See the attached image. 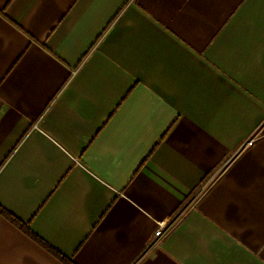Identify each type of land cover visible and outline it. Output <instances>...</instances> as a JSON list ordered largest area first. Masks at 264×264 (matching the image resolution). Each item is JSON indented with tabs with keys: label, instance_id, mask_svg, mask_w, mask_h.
<instances>
[{
	"label": "crops",
	"instance_id": "1",
	"mask_svg": "<svg viewBox=\"0 0 264 264\" xmlns=\"http://www.w3.org/2000/svg\"><path fill=\"white\" fill-rule=\"evenodd\" d=\"M263 130L264 0H0V264H264Z\"/></svg>",
	"mask_w": 264,
	"mask_h": 264
},
{
	"label": "trees",
	"instance_id": "2",
	"mask_svg": "<svg viewBox=\"0 0 264 264\" xmlns=\"http://www.w3.org/2000/svg\"><path fill=\"white\" fill-rule=\"evenodd\" d=\"M15 225L23 229L30 237H32L34 240H36L38 243H40L42 246H44L48 251H50L54 256H56L58 259H60L65 264H73L70 260L62 257L58 252L53 250L51 247L46 245L43 241H41L37 236H35L31 231H29L23 224H21L19 221H17L14 217L10 215H6Z\"/></svg>",
	"mask_w": 264,
	"mask_h": 264
},
{
	"label": "built area",
	"instance_id": "3",
	"mask_svg": "<svg viewBox=\"0 0 264 264\" xmlns=\"http://www.w3.org/2000/svg\"><path fill=\"white\" fill-rule=\"evenodd\" d=\"M258 135H259V130L252 137H250L249 139H247L245 141V143L243 144V146H246V145L251 144L254 141V139H256L258 137ZM167 228H168L167 225L160 224L159 227L156 229V231L154 233L155 237L162 236L165 233V231L167 230Z\"/></svg>",
	"mask_w": 264,
	"mask_h": 264
},
{
	"label": "rangeland",
	"instance_id": "4",
	"mask_svg": "<svg viewBox=\"0 0 264 264\" xmlns=\"http://www.w3.org/2000/svg\"><path fill=\"white\" fill-rule=\"evenodd\" d=\"M263 132H264V130H263Z\"/></svg>",
	"mask_w": 264,
	"mask_h": 264
}]
</instances>
